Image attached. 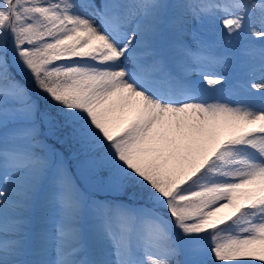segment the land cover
<instances>
[{"label":"snow or ice","instance_id":"obj_1","mask_svg":"<svg viewBox=\"0 0 264 264\" xmlns=\"http://www.w3.org/2000/svg\"><path fill=\"white\" fill-rule=\"evenodd\" d=\"M0 264H264V0H0Z\"/></svg>","mask_w":264,"mask_h":264},{"label":"rangeland","instance_id":"obj_2","mask_svg":"<svg viewBox=\"0 0 264 264\" xmlns=\"http://www.w3.org/2000/svg\"><path fill=\"white\" fill-rule=\"evenodd\" d=\"M207 34H208L209 36H211V35H212V30L209 29ZM242 43H243V39H242L241 41L237 42V43H236V46L238 47V46L241 45ZM234 98H236V97H234Z\"/></svg>","mask_w":264,"mask_h":264}]
</instances>
